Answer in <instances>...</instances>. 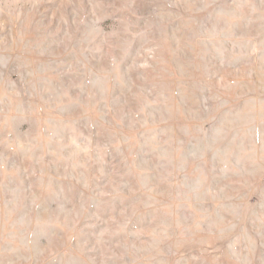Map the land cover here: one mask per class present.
<instances>
[{
	"label": "rangeland",
	"instance_id": "374dc122",
	"mask_svg": "<svg viewBox=\"0 0 264 264\" xmlns=\"http://www.w3.org/2000/svg\"><path fill=\"white\" fill-rule=\"evenodd\" d=\"M0 264H264V0H0Z\"/></svg>",
	"mask_w": 264,
	"mask_h": 264
}]
</instances>
